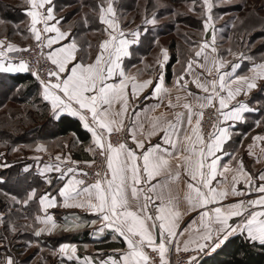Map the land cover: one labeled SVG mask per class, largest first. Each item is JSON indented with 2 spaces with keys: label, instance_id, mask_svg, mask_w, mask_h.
Returning <instances> with one entry per match:
<instances>
[{
  "label": "snow or ice",
  "instance_id": "6c2138e0",
  "mask_svg": "<svg viewBox=\"0 0 264 264\" xmlns=\"http://www.w3.org/2000/svg\"><path fill=\"white\" fill-rule=\"evenodd\" d=\"M216 6L217 0H191L188 5V11L202 22L201 39L192 41L184 63L178 57L181 68L174 67L171 86L165 74L170 59L166 47L158 45L153 65H146L147 78L141 79L140 70L131 73L124 65V58L133 55L131 46L140 43L141 32L158 25L155 10L149 16L145 9L142 24L125 31L114 0H100L92 11L103 25L99 31L104 38L93 55L91 43L85 51L72 30L60 26L63 18L56 17L53 0H24L27 38L47 61L43 72L39 61L34 66L22 55L32 51L33 44L21 47L7 36L0 39V74H30L33 79L20 87L34 90V99L41 100L48 119L73 118L90 137L84 146L77 133H71L91 159L57 153L54 162L42 168L40 154L46 146L35 144L31 159L48 187L41 191L28 184L23 198L11 196L12 206L38 204L32 223L23 227L31 228L37 238L75 231L89 222L73 216L59 224L48 210L81 209L95 217L92 226L99 225L92 235L107 242V233L120 245L109 251L99 249L96 257H81L76 244L60 243L53 255L59 254L61 264L64 258L67 264H171L173 247L186 254L184 264H202L231 238H242L246 247L257 243L264 247V169L249 171L243 158L228 147L234 137L245 135L235 129L253 113L260 115L258 120L253 118L255 125L264 128V102L251 106L253 90L264 92V57L257 62L247 56L250 41L244 42L243 36L242 50L229 47L226 51L233 59L223 57L217 45ZM237 19L244 24L243 18ZM7 23L11 22L0 19V24ZM84 24H88L86 14ZM15 28L22 35L19 26ZM258 42L264 44V37ZM243 60H249L251 67L241 74ZM142 101L150 103L141 106ZM207 110L212 123L205 132ZM247 149L249 157L264 162V133L252 136ZM225 157L230 159L225 162ZM24 172L31 175L29 167ZM51 172L58 174L55 189L47 176ZM0 182L6 181L0 178ZM190 213L195 215L180 230V220ZM0 224L8 232L17 231L3 212ZM7 239L0 237V246ZM0 264L18 262L6 251Z\"/></svg>",
  "mask_w": 264,
  "mask_h": 264
},
{
  "label": "trees",
  "instance_id": "16d2710c",
  "mask_svg": "<svg viewBox=\"0 0 264 264\" xmlns=\"http://www.w3.org/2000/svg\"><path fill=\"white\" fill-rule=\"evenodd\" d=\"M94 3L90 8H96ZM16 11L14 14L12 11ZM58 10V9H57ZM88 24H84V17L77 18L75 24H71L74 34L78 38L87 42L88 39L82 34L92 32V30L99 31L101 25L98 22V18L92 17L91 12H86ZM20 16V17H19ZM63 20L66 21V15H63ZM22 9L17 7L5 6V9L0 11V19L9 21L10 25L14 27L15 23L20 22L25 18ZM21 26H19V29ZM15 31L16 28L14 27ZM28 35L24 27L20 29ZM86 51V50H85ZM248 51V50H247ZM249 55H254V52L248 51ZM175 61V57L172 54L170 60L166 66V78L169 80L171 75V66ZM33 78L30 74H3L0 77V106L4 102H14L17 105L24 106V110L20 108H8V111L2 116H8L10 119L14 118L12 124L7 117L0 120V144L5 146L6 152H9L16 144H25L26 146H34L36 143L44 142L48 145L61 137L69 136L70 141H74L71 133L76 132L83 141L84 146L89 141V136L85 135L82 128L79 127L78 121L73 118H67L63 121H50L46 112L43 109V104L39 98L34 99L35 92L31 87L22 88L21 85H27ZM19 89V90H18ZM257 101L264 102V92H257L251 96V102L258 107ZM253 118L258 120L260 115L253 113L246 124H241L235 129L236 131H246L254 124ZM76 150H72V156L75 160L89 159L87 153L84 151V147L75 143ZM3 149V148H2ZM22 161L13 162L10 167L0 170V177L6 182H0V211L6 210L11 207V213L9 211L5 215V221L19 220V216L22 213L17 210H13L16 206H12L10 203L11 196L15 195L18 198L24 197V190L28 184L32 187H37L41 191L47 188L45 182L39 177V175L29 171L31 175L22 171ZM27 177V180H25ZM36 203H32L29 206L34 207ZM17 231L23 227V223H15ZM5 227V225H3ZM1 230V229H0ZM3 231H0V237ZM45 242H48L51 247L56 246L59 242L69 240L72 242H88L94 244L96 249L107 250L113 247H120L119 244L113 242L109 235L105 236L107 242L92 241L88 239L86 231H76L75 233L66 235L65 233L58 232L51 236L43 237ZM243 253V255H241ZM202 264H264V247H261L258 243L256 247H246L242 238H231L229 242H226L225 246H222V250H218L216 254L203 259Z\"/></svg>",
  "mask_w": 264,
  "mask_h": 264
},
{
  "label": "crops",
  "instance_id": "0c3cea01",
  "mask_svg": "<svg viewBox=\"0 0 264 264\" xmlns=\"http://www.w3.org/2000/svg\"><path fill=\"white\" fill-rule=\"evenodd\" d=\"M114 4H115L116 12H117V18H118L121 26L124 28L125 31L130 30V29L135 30L138 25L142 24V20L139 23H137V20H136L135 5H134L135 0H114ZM152 12L153 11L151 10L147 14L149 16H151ZM56 17L59 19L62 16L57 15ZM60 26L65 30L71 29L72 32L74 33L72 27L68 24V22L64 21L63 19L61 20ZM148 27L151 29V26H148ZM102 28H103V25H101V29ZM216 28L221 30L220 29L221 27L219 28L217 26ZM160 31L161 30H159L158 27H155L154 30H149L148 32L142 31L140 43L131 46V50L133 51V55L130 57L124 58V65L126 67V70L131 72V73H136L138 70H140V72H141L140 78L141 79L147 78V76L150 74V70L146 69V65H153L154 58L159 52L158 45L166 47L169 51L170 57L172 54L175 57V61L173 62L171 69H170V71H171L170 78H169V80H167L168 85L171 86L172 81H173L174 67L177 71H179L181 68V64H177L178 57L181 60V62L184 63L187 59L188 54H189L192 41L199 42L201 37L196 36V38H195V36L192 34V37H189L186 40L182 39L183 43L175 42L172 44V43H170V41L168 42L167 39L164 42L161 41L160 38L162 36H165V35L167 36L168 34H165V33L163 34ZM94 32H96L97 35L94 34L95 36L93 37L92 34ZM220 32L221 31H219L217 33L218 48L220 49L221 54L223 55V57L226 60H232L233 57L231 55H229L228 52L226 51L229 47L228 42H226L222 38V35L219 34ZM91 35H92V37H91ZM5 36H7V38L9 40H11L13 43L18 44L21 47H24V45L22 43H19L16 39H14L8 35H0V39H3ZM82 36H85L88 39V41L84 42L82 39H80V38H78V36H76V38L78 39V42L84 46V49L86 51L88 50V48H87L88 43H91L92 52L94 55L98 41L104 38L102 32L92 30V32L90 31L88 33L82 34ZM157 42H158V44H157ZM236 51H240V50L237 49ZM246 55L252 57L257 62H259L262 59V58L261 59L254 58V56L249 55V54H246ZM141 61H143V63ZM240 63L242 64V68L238 71H240L241 74H243V72H246L247 69L249 67H251V62L249 60H243V61H240ZM133 65H135V67H133ZM196 71L199 72L200 69L197 68ZM1 75H3V74H0V77H1ZM193 88H194V86H193ZM257 92H259V91L253 90L251 96ZM173 100H175V93H173ZM154 102L155 101H152V103H154ZM145 103H150V102L149 101H142L141 106H143V104H145ZM164 103H165V105L167 104L166 99H165ZM251 106L256 107V105L252 102H251ZM137 110H139V109H137ZM161 110H163V109H161ZM241 132L242 131H236V133H241ZM243 133L245 135L234 137L233 142L231 144H229V146H228L229 150H235V154L237 155V157L243 158L244 163L247 166L249 171H252L254 173L258 172L259 170L264 169V162L258 163V162H256L255 157H249L247 154V151H248L247 145L249 143H251V137L252 136L264 133V128L257 127L254 123L250 129L244 131ZM34 146H32L31 149H34ZM24 147H26L25 144H16L13 146V148H20V149H23ZM2 148L4 149L5 146L0 144V154H2V155H0V165H3V164L11 165L13 162L22 161L23 162V165H22V171L23 172H24L25 167H29V171L38 175L37 164L33 159H31V158L26 159L23 157V155H21V157H12L9 154H7L6 150L3 151ZM32 151H34V150H32ZM47 151L48 150H46V152ZM256 151L258 153L259 148H257ZM46 152L40 154L41 155V162H40L41 168L43 167V165L45 163L54 162L53 160L46 158L47 155H51V154H46ZM63 153L65 154V156L69 155V153L66 151ZM55 155L56 154L51 155V156H53V158H54ZM70 155H71L72 159H74L72 154H70ZM87 156L89 158L90 154L87 153ZM228 159H230V157H225V162H227ZM3 169H6V168L0 167V170H3ZM57 175L58 174L55 172L47 173V176L51 177L54 181V183L52 185V189H55L57 187V183L55 182V177ZM41 179L43 180V178H41ZM177 187H179V186H177ZM18 208H20L19 211L22 213V216H19L20 217L19 220H14V221L10 220L9 222H11L13 224L22 222L24 226L31 224L32 218L36 215V213L38 211V204L36 203V206H34L33 208L30 207V209L27 206H20V205H17L16 208L12 207V209L14 211L17 210ZM9 209H11V207H8L6 210H1L0 212L5 213V215H6L7 212L9 211ZM48 212H49V214L53 215L54 219L59 224H63L65 222L66 217L71 218L73 216H79L81 218L82 223L85 221L89 222V223L85 224L84 227H81L80 229L75 230V231H58V232H62V233H65L66 235H69V234L75 233L76 231H81V232L86 231L88 239H90L92 241H96V242L100 241L96 238V236L92 235L93 227L99 226V225L92 226L90 224V221L95 218L92 214L86 213V212L82 211L81 209H74V208L66 209V208H62V207H55V208L49 209ZM194 215L195 214L190 213L188 215L183 216V218L180 220V230H183V228L188 226V222L190 221V219ZM25 217H27V219H25ZM3 225L4 224H0V229H1L0 231H3V233L1 234V237L7 236L8 239L6 241H2V246H0V257H2L4 255V253L7 251L8 255L13 256L15 258V260L18 262V264H61L62 258L59 256V254L57 253L56 255H53V251L58 249L60 243H74V244H76L78 246L79 255L81 257H84V256L96 257V255L98 253V249L95 248L94 244H91L88 242H72L69 240H64V241L59 242L56 246L51 247V245L48 242H45L43 237L51 236L55 233L43 234L41 237L37 238L32 234L31 228L21 227L20 231H16L15 233H11V232L6 231V227H3ZM16 228H17V226H16ZM58 232H56V233H58ZM106 235H108V234L106 233L105 236ZM109 237L111 239L110 235H109ZM22 246L27 248L26 251L25 250L22 251V249H23ZM26 246H28V247H26ZM42 247L45 248V251H42ZM18 248L20 251H18V252L15 251V250H18ZM9 249H10V251H9ZM110 249L111 248L104 250V251H109ZM27 250H30V251H27ZM35 250H38V251H35ZM174 250H175V247L172 248V251H174ZM32 251H35V252L32 253ZM64 259H65V264H67L66 258H64ZM73 264H74V262H73Z\"/></svg>",
  "mask_w": 264,
  "mask_h": 264
},
{
  "label": "rangeland",
  "instance_id": "374dc122",
  "mask_svg": "<svg viewBox=\"0 0 264 264\" xmlns=\"http://www.w3.org/2000/svg\"><path fill=\"white\" fill-rule=\"evenodd\" d=\"M99 2L100 0H53V4L55 5L54 12L56 16L59 15L64 17L63 15H66V22L71 25L75 24L77 18L84 17L86 12H91L92 17H95L96 13L93 12L90 7L93 3L98 5ZM190 3L191 0H135L134 5L137 23L141 22L145 14V9L147 13L151 10H155L159 21L156 27H158L163 34H168L160 38L162 42L167 39V41H170L172 44L175 42L183 43L182 39L186 40L192 37V34L195 38L196 36L201 37L200 30L202 28V22L197 14L188 11V5ZM6 5H8V7L22 9L24 0H0V11L5 9ZM12 11H14V9H12ZM173 12L178 13V15L173 16ZM13 13L16 14V11ZM213 14L216 18L215 27H221V32L219 34L228 42L229 47L234 50H242L240 45L243 36L244 42L250 41L249 47L245 49V54H249L248 51H252L254 52V58L261 59L264 57V44L258 42L261 37H264V0H217V6L214 7ZM238 17L244 19L243 25L240 24V20L237 19ZM22 19L23 20L20 22L15 23V25L21 26L20 29L23 27L25 29L27 18L25 17ZM233 22L236 24L235 28L232 26ZM14 27L9 23L0 24V35H8L24 46L30 44L31 39L27 38L28 35H26L24 31L22 35L17 34ZM20 29L19 32H21ZM94 34H96V32L92 34L93 37L95 36ZM10 107H17L24 110V106L17 105L11 101L1 104L0 120L7 117L12 124L14 118L10 119L8 116H2V113L4 115ZM39 143L46 145V150H48L46 154L51 155L57 153L65 155L63 153L65 151L72 154V150L77 149L76 144L70 141L69 136L54 140L49 145L44 142ZM65 145H67V147H65ZM31 147L32 146H26L23 149L18 148L17 151H13L14 148H12L7 154L12 157H21V155H23L24 158L30 159L31 156L34 155V151H32L34 149H31ZM3 151H5V149H3ZM89 158H91V155ZM26 249L27 248L23 247L22 251H26ZM15 251L18 252L20 250L18 248V250ZM35 251H32V253ZM42 251H45V248L42 247Z\"/></svg>",
  "mask_w": 264,
  "mask_h": 264
},
{
  "label": "built area",
  "instance_id": "2783aa9c",
  "mask_svg": "<svg viewBox=\"0 0 264 264\" xmlns=\"http://www.w3.org/2000/svg\"><path fill=\"white\" fill-rule=\"evenodd\" d=\"M30 44H33V42H31ZM22 55L26 60H30L34 66H36L37 61H39V70L41 72H43L44 68L47 66V61L43 58V56L40 55V50L36 49L34 44H33V50L32 51L25 52ZM211 123H212L211 110H207L205 112L204 120H203V127H204L205 132L211 130V128H210ZM114 139H115V137H114ZM46 158L54 161V158L51 155H47ZM89 159H91V158H89ZM97 163H100L99 157H97ZM80 167H84V165L81 164ZM92 179H93V177H89V182H91ZM169 259L171 261V264H184V261L186 259V254H184L183 252L177 253L176 250H174L170 253Z\"/></svg>",
  "mask_w": 264,
  "mask_h": 264
}]
</instances>
